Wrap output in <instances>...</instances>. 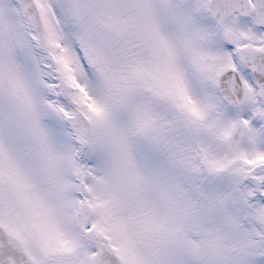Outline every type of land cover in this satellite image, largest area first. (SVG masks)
Here are the masks:
<instances>
[{
    "label": "snow or ice",
    "instance_id": "1",
    "mask_svg": "<svg viewBox=\"0 0 264 264\" xmlns=\"http://www.w3.org/2000/svg\"><path fill=\"white\" fill-rule=\"evenodd\" d=\"M0 264H264V0H0Z\"/></svg>",
    "mask_w": 264,
    "mask_h": 264
}]
</instances>
